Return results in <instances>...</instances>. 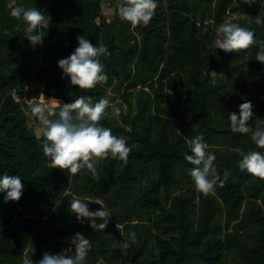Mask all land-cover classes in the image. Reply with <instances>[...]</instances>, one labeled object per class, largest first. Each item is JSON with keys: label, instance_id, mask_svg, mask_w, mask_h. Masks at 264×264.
Listing matches in <instances>:
<instances>
[{"label": "trees", "instance_id": "16d2710c", "mask_svg": "<svg viewBox=\"0 0 264 264\" xmlns=\"http://www.w3.org/2000/svg\"><path fill=\"white\" fill-rule=\"evenodd\" d=\"M9 2L0 0V175H19L24 192L19 202L5 203L0 194V264H35L44 252L66 248L77 232L92 245L85 264H264V179L239 168L241 153L264 149L251 133L233 132L228 117L250 101L248 124L264 129V65L255 59L264 46V22H256L264 21V0H157L147 26L120 18L129 0L113 2L112 14L103 11L107 0ZM29 7L51 17L38 45L11 15ZM233 15L256 43L226 53L213 42ZM78 36L108 50L99 57L108 79L90 90L71 85L57 65ZM33 83L42 87L27 91ZM110 89L120 101L107 106L100 123L126 140V160L101 159L95 175L86 167L76 174L50 168L43 126L31 111L40 96L60 106L80 95L95 103ZM195 136L216 157L219 179L207 194L196 189L194 166L184 158ZM73 198L92 211L109 209L108 226L78 222Z\"/></svg>", "mask_w": 264, "mask_h": 264}, {"label": "clouds", "instance_id": "9594fccd", "mask_svg": "<svg viewBox=\"0 0 264 264\" xmlns=\"http://www.w3.org/2000/svg\"><path fill=\"white\" fill-rule=\"evenodd\" d=\"M254 3V0H248ZM157 8V0H129V3L118 9L120 18L131 25L147 26L152 20ZM11 15L21 19L25 24V38L30 44H41L40 30L47 27L51 17L36 7L26 9L13 8ZM257 23H262L260 17ZM218 36L213 44L216 49L226 53H239L256 43L254 32L235 23H222L217 28ZM78 46L66 58L57 61L58 68L67 76L73 86L80 90L93 89L97 84L108 79L104 65L99 57L107 54L105 46H93L84 36L77 37ZM264 65V46L257 52L255 58ZM214 76L215 72H211ZM110 101L101 98L92 103L90 96L80 95L70 103L59 106L58 112L51 106L45 111V106L37 103L31 111L38 116L43 126L42 150L49 158V167L52 169L67 170L76 174L79 170L87 168L96 174L95 165L104 158L111 156L126 160L130 148L123 137L114 135L112 130L104 127L100 121L106 114ZM116 113L119 109H114ZM49 116L55 118L49 119ZM230 127L236 133H251V141L260 149H264V129L252 130L248 122L253 117V105L246 101L239 106V112L228 114ZM208 145L201 136L191 140V154L185 155V160L190 162V176L196 189L204 194L214 189L219 177L216 175L213 152L207 151ZM239 152L240 150L237 149ZM239 168L253 177L264 179V152L250 150L241 153ZM227 176V174H225ZM220 186H223L221 182ZM24 192V185L19 175H0V194L4 202H19ZM72 213L80 223L87 222L93 230H104L111 217L110 210L101 205V208L92 211L89 203L73 198L70 204ZM99 221V222H98ZM130 239L135 242V233L130 234ZM92 245L90 240L82 233H75L68 239L67 247L56 254L44 252L42 258L35 264H85ZM122 247L127 249L129 244L124 242ZM23 264H34L32 259L26 258Z\"/></svg>", "mask_w": 264, "mask_h": 264}, {"label": "rangeland", "instance_id": "374dc122", "mask_svg": "<svg viewBox=\"0 0 264 264\" xmlns=\"http://www.w3.org/2000/svg\"><path fill=\"white\" fill-rule=\"evenodd\" d=\"M121 1H124V0H121ZM237 1L238 0H235V2H237ZM9 4L14 5L15 0H10ZM113 12L114 11L112 10L110 13L112 14ZM240 21H241L240 16L233 15L227 19L226 23L238 24ZM40 87H42V86L38 85L37 83H33V84H30L29 86H27L26 90L27 91H30V90L33 91L34 89L40 88ZM136 95H137L136 92H134L132 94L133 100H134V98H136ZM107 99L110 101V103L108 105L110 107L119 103V101H120V97L118 95H116V93L114 91H112L111 89L109 90V94L107 96ZM182 100L185 102V98H182ZM38 102L42 103L45 107H49V106L59 107L60 106V102H58L57 100H54V99H50V97H47L46 95H41ZM28 105H31V106L34 105V102L30 101V102H28ZM169 105L172 106L173 102H169ZM124 111H127L126 105L124 106ZM30 125L33 126L32 117H30ZM144 183H145V181H144Z\"/></svg>", "mask_w": 264, "mask_h": 264}, {"label": "built area", "instance_id": "2783aa9c", "mask_svg": "<svg viewBox=\"0 0 264 264\" xmlns=\"http://www.w3.org/2000/svg\"><path fill=\"white\" fill-rule=\"evenodd\" d=\"M119 0H107V2H105L103 4V11L105 14H111L110 12L113 10V2H118Z\"/></svg>", "mask_w": 264, "mask_h": 264}]
</instances>
